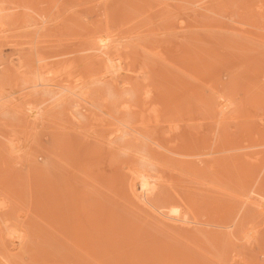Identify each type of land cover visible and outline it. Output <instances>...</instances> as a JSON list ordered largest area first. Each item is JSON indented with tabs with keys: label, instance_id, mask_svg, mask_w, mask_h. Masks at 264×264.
<instances>
[{
	"label": "rangeland",
	"instance_id": "374dc122",
	"mask_svg": "<svg viewBox=\"0 0 264 264\" xmlns=\"http://www.w3.org/2000/svg\"><path fill=\"white\" fill-rule=\"evenodd\" d=\"M96 30L120 45L111 61L92 54ZM133 170L193 223L150 217ZM258 183L264 0H0V264H264Z\"/></svg>",
	"mask_w": 264,
	"mask_h": 264
},
{
	"label": "bare ground",
	"instance_id": "6f19581e",
	"mask_svg": "<svg viewBox=\"0 0 264 264\" xmlns=\"http://www.w3.org/2000/svg\"><path fill=\"white\" fill-rule=\"evenodd\" d=\"M107 25H108V24H107ZM107 25H106V26H105V25L103 26V27H105L104 31H105L106 29L109 30V27H108ZM109 26H110V25H109ZM112 28H113V27H112ZM110 30H112V29H110ZM115 31H116V30H115ZM115 31H114V33H115ZM94 32H95V31H94ZM94 32H91V33H93V34H92V35L90 34L91 36H90V35H88V36H90V39L93 40L94 42H97V41L95 40L96 37H97L98 40H99L101 43H98V42H97V45H96V43H95V45H92V46L88 45V46L91 47V51H92V50L94 51V52L92 51L93 53H92L91 51H90V52L96 56V58H95V56H94V57L92 56V57L95 58V59H97V57H98L99 59H102L103 62H104L105 60H106V62H108L107 60L111 61V60H112L111 58H113V57H111V54H113V53H111V49L115 46V43H117V42H115V43L111 42V40H112L111 37L108 38L107 35H105V34H104V35H105L106 37L102 36L103 34H102V32L99 31V30H96L95 33H94ZM105 32H106V31H105ZM106 33H107V32H106ZM101 34H102V35H101ZM112 34H113V33H112ZM118 34H119V33H118ZM187 35H190V34L188 33ZM108 36H110V35H108ZM115 36H116V34H115ZM90 39H89V37H88V39H86V40H90ZM110 39H111V40H110ZM86 40H85V41H86ZM91 40H90V41H91ZM90 41H88V42H90ZM113 41H114V39H113ZM86 42H87V41H86ZM90 43H91V42H90ZM111 43H112V44H111ZM86 44H88V43H86ZM92 44H93V43H92ZM113 45H114V46H113ZM117 45H118V44H116V46H117ZM116 46L112 49V50H115V52H116V50H117V49H115ZM118 46H120V45H118ZM118 46H117V48H118ZM90 47H89V49H90ZM86 48H87V47H86ZM87 49H88V48H87ZM89 49H88V51H89ZM118 50H119V48H118ZM118 50H117V51H118ZM90 52H89V53H90ZM112 52H113V51H112ZM90 56H91V55H90ZM113 56H114V54H113ZM92 57H91V58H92ZM95 59H94V60H95ZM97 60H98V59H97ZM103 62H102V63H103ZM104 63H105V62H104ZM116 69H117V68H116ZM116 69H114V71H115ZM117 70H118V69H117ZM117 70L115 71L116 73H114L113 76H112L113 79H112V80L110 79L113 83H114L115 81H116L115 83H118V82H117V81H118V78L121 79V78H120V75H119V72H117ZM122 70H123V69H122ZM114 71H113V72H114ZM112 77H110V78H112ZM134 79H135V78H134ZM120 81H123V79H122V80H119V82H120ZM164 90H165V89H164ZM71 91H73V90H71ZM71 91H70V92H71ZM167 91H168V90H167ZM77 92H78V91H77ZM75 93H76V92H75ZM162 94H165V93L162 91ZM170 94H171V96H172V93H170ZM61 96H62V95H61ZM61 96H60V97H61ZM78 96H79V94H78ZM167 96H168V94H167ZM87 98H88V97H87ZM167 98H168V97H167ZM169 98H170V97H169ZM169 98H168V99H169ZM60 99H61V98H60ZM60 99H59V100H60ZM83 99H84V98H83ZM164 99H166V98H164ZM170 100H171V99H170ZM164 101H165V100H164ZM166 101H167V100H166ZM172 101H174V100H172ZM56 102H57V101H56ZM167 102H168V101H167ZM209 103H210V102H209ZM207 106H208V105H207ZM19 107H20V106H19ZM35 107H36V106H35ZM22 108H24V107H22ZM31 108H32V107H31ZM213 108H214V107H213ZM20 109H21V108H20ZM27 109L29 110L30 107L27 108ZM40 109H41V108H40ZM40 109H39V110H40ZM39 110H38V111H39ZM21 111H22V112H25L28 121H29L28 118H32V119H34V122H35V119H36V121H37V119H39V117H37V114H39V113L37 112V109H36V110H33V108H32V109H30V111H24V110H21ZM40 111L42 112V110H40ZM40 111H39V112H40ZM41 112H40V113H41ZM43 113H44V112H43ZM43 113H42V114H43ZM42 114H40V115H42ZM40 115H39V116H40ZM26 117H25V118H26ZM40 117H41V116H40ZM30 121H31V119H30ZM30 121H29V122H30ZM32 121H33V120H32ZM221 121H223V120H221ZM33 124H34V123H33ZM136 131H137V130H136ZM151 131H152V130H151ZM183 133H184V132H183ZM143 136H145V135H143ZM145 137H146V136H145ZM147 137H148V136H147ZM147 137H146V138H147ZM188 138H189V137H188ZM200 138H202V137H200ZM200 138H198V139L200 140ZM153 139H154V138H153ZM156 139H157V138H156ZM185 139H186V138H185ZM193 139H194V141H195L196 138H193ZM198 139H197V140H198ZM194 141H193V142H194ZM200 141H201V140H200ZM200 141H199V143H200ZM202 142H203V141H202ZM185 143H186V142H185ZM161 144H162V143H161ZM161 144H160V145H161ZM166 144H167V143H166ZM172 144H173V143H172ZM186 144H187V143H186ZM186 144H184V145H186ZM190 144H191V143H190ZM167 145H168V144H167ZM175 145H176V144H175ZM178 145H179V144H178ZM182 145H183V142H182ZM182 145H181V146H182ZM184 145H183V146H184ZM194 145H195V144H194ZM196 145L198 146V144H196ZM199 145H200V144H199ZM202 145H203V144H202ZM157 146H158V145H157ZM189 146H190V145H189ZM149 147H150V146H149ZM149 147H148V148H149ZM163 147H166V146L163 145ZM169 147H170V146H169ZM173 147H174V146H173ZM173 147L170 148V149H173ZM195 147H196V146H195ZM167 149H168V148H167ZM170 149H169V150H170ZM184 149H185V148H183V150H184ZM192 149H193V148H192ZM194 149H195V148H194ZM147 150H148V149H147ZM169 150H168V151H169ZM189 150H190V149H189ZM153 151H154V150H153ZM174 151H175V149H174ZM219 151H220V150H219ZM219 151H218V152H219ZM147 152H148V151H147ZM245 152H246V151H245ZM174 153H175V152H174ZM179 153H180V152H179ZM183 153H184V152H183ZM186 153H188V152H185L184 154H186ZM225 153H226V152H225ZM239 153H240V152H239ZM239 153L237 152V155H238ZM246 153H247V152H246ZM158 154H159V153H158ZM233 154H235V153H232V155H233ZM146 155H147V154H146ZM187 155H189V154H187ZM190 155H191V154H190ZM190 155H189V156H190ZM221 155H222V154H221ZM221 155H220V156H221ZM227 155H228V154H227ZM232 155H230V156H232ZM237 155H235V156L233 155V156H232V157H233L232 159H231L230 156L228 155V156H229V161H230V159L233 160ZM241 155H243V154L241 153ZM247 155H248V154H247ZM249 155H250V154H249ZM249 155H248V156H249ZM251 155H252V154H251ZM150 156H151V155H150ZM150 156H149V157H150ZM184 156H185V155H184ZM205 156H208V155H205ZM218 156H219V155H218ZM218 156H216V157H218ZM225 156H226V155H225ZM225 156H224V158H225ZM154 157H155V156H154ZM173 157H174V156H173ZM186 157H187V156H186ZM190 157H191V156H190ZM200 157H201V156H200ZM212 157H213V156H212ZM221 157L223 158V155H222ZM237 157H238L239 160H240V157H241V156H237ZM237 157H236V158H237ZM198 158H199V157H198ZM209 158H210V157H207V159H209ZM227 158H228V157H227ZM236 158H235V159H236ZM246 158H247V157H246ZM173 159H174V158H173ZM173 159H172V160H173ZM196 159H197V156H196ZM205 159H206V158H205ZM205 159L202 160L204 165H205L204 162H206V160H207V159H206V160H205ZM217 159H218V158H217ZM219 159L221 160V158H219ZM219 159H218V160H219ZM242 159H243V157H242ZM136 160H137V159H136ZM174 160H175V159H174ZM174 160H173V161H174ZM177 160H178V159H177ZM177 160H176V161H177ZM179 160H180V159H179ZM198 160H199V159H198ZM204 160H205V161H204ZM209 160H210V159H209ZM224 160H226V159H224ZM239 160H238L237 163L241 162V160H240V161H239ZM244 160H246V159H244ZM164 161H165V160H164ZM169 161H170V160H169ZM187 161H190V160H187ZM200 161H201V160H200ZM202 161H201V164H202ZM212 161H213V162H210V161H209V163H208V161H207L206 164H210V163H211V165H210V167H211L212 164L214 163V160H212ZM242 161H243V160H242ZM185 162H186V161H185ZM195 162H196V161H195ZM195 162H194V163H195ZM225 162L227 163V161H225ZM246 162H247V161H246ZM248 162H249V161H248ZM248 162H247V164H248ZM176 163H177V162H176ZM215 163H216V164H214V165H216V166H217V165L220 166L221 164H223L222 162H220V164H218L219 162H218V163L215 162ZM231 163H232V164L234 163L235 166H238V164L236 165L235 161H234V162H231ZM231 163L229 162V164H231ZM242 163H243V162H242ZM244 163H245V161H244ZM179 164H180V163H179ZM249 164H250V163H249ZM150 165H151V164H150ZM214 165H213V166H214ZM226 165H227V164H226ZM244 165H245V164H243V165L241 164V165H239V166L243 167ZM178 166H181V165H178ZM178 166H177V167H178ZM187 166H188V165H187ZM199 166H202V165H199ZM205 166H206L207 168H210V167H208V165H205ZM219 166H218V167H219ZM230 166H231V165H230ZM239 166H238V168H240ZM247 166H248V165H247ZM203 167H204V166H203ZM214 167H215V166H214ZM214 167H213V168H214ZM221 167H224V165L221 166ZM245 167H246V165H245ZM190 168H191V167H190ZM215 168H216V167H215ZM233 168H234V166H233ZM236 168H237V167H236ZM187 169H189V168H187ZM222 169H223V168H222ZM222 169H220V170L222 171ZM245 169H247V168H245ZM215 170H216V169H215ZM227 170H228V169H227ZM233 170H234V169H233ZM212 171H214V170H212ZM234 171H235V170H234ZM238 171L241 172V171H243V169H241V168H240V169H237L236 172H238ZM61 172H62V171H61ZM134 172H135L134 170L131 171V175H132V177H130L131 180H130L129 184L127 185V187L129 186L128 191L130 190V193H131L132 197H133L135 200H137L138 202L142 203V205H144L143 208L146 207V208L150 209V212H151V210H153V209L155 210V209H156L155 211H156L157 214H156L154 211H152V212H154L155 215H154V217H153V215H151V213H150V215H151V216L149 215L150 217L155 218V221L158 220V223H159V218H160V221L163 220V221H162L163 223H164V221L167 222V223L169 224V226L172 224V225H173V228H175V229H176V228H179V227H174V225H178V226H179L180 224H182V225H183V224H186V223H181V222H183V220H184V222H185V220H187L188 222H190V221L187 219V218H190V217H191V216H189L190 209H189V212H186V216L188 215V217L185 219V217H186V216H185V212H184V214H183V213H182V214H178V213H177V215H174V216L171 215V216H170L168 213H164V211H163L162 209H159L160 206H159V207H158V206L156 207L152 200L156 197V194H158L157 191H158L159 189H161V188H159V183H160V182H159L158 184H157L156 182H155V183H154V182H152V183L149 182L147 179L144 178L145 176H147V175H145V174H144V177L141 176V175H143V174H141L140 176L138 175V176L140 177V179H141V177L143 178V179H141L140 181H138V180H137V177H136L137 174H135ZM228 172H230V171H228ZM236 172H233V171H232V172H230V173H232V174H236ZM245 172H246V171H245ZM62 173H63V172H62ZM223 173H224V172H223ZM238 173H239V172H238ZM241 173L244 174V172H241ZM241 173H240L239 175H241ZM59 174H60V173H59ZM133 174H135L136 176L133 175ZM149 174H150V173H149ZM218 174H219V172H218ZM62 175H63V174H62ZM131 175H130V176H131ZM220 175H221V174H220ZM64 176H65V175H64ZM159 176H160V175H159ZM241 176H242V175H241ZM66 177H68V176H66ZM127 177H128V176H127ZM148 177H149V176H148ZM152 177H153V176H152ZM130 178H129V179H130ZM146 178H147V177H146ZM144 179H145V180H144ZM155 180H157V179H155ZM60 181H62V180H60ZM56 182H57V181H56ZM62 183H63V182H62ZM127 183H128V181H127ZM57 184H58V183H57ZM258 184L260 185L261 183H258ZM54 185H55V184H54ZM54 185L52 184V186H54ZM58 186H59V185H58ZM255 186H256V185H255ZM259 187L263 188L264 186H262V184H261V186H258L257 190L253 187V188L255 189L254 191H257V192H258V189L261 191L260 194H258L259 192H258V193H257V192H256V193L254 192V193L256 194V196H262V195H264V194H262V193L264 192V191H262L263 189L261 190V188H259ZM247 188H248V187H247ZM52 189H53V187H52ZM61 189H62V188H61ZM69 189H70V188H68L67 190H69ZM58 190H59V189H58ZM58 190H57V191H58ZM163 190H164V189H163ZM53 191H54V190H53ZM55 193H57V192H55ZM65 193H66V192H65ZM79 193H81V192H79ZM79 193H78V194H79ZM160 193H161V192H160ZM165 193H167V192H165ZM165 193H163V194L165 195ZM175 193H176V192H175ZM51 194H52V193H51ZM69 194H70V192H69ZM168 194H169V193H168ZM219 194H220V193H219ZM219 194H218V195H219ZM221 194H222V193H221ZM223 194H224V193H223ZM247 194H248V193H247ZM57 195H58V194H57ZM74 195H75V194H74ZM160 195H161V194H160ZM175 195L177 196V194H175ZM60 196H61V195H60ZM60 196H59V197H60ZM66 196H67V195H66ZM166 196H167V195H166ZM168 196H169V195H168ZM171 196H172V194H171ZM173 196H174V195H173ZM173 196H172V197H173ZM249 196H250V195H249ZM53 197H56V196H53ZM59 197H58V198H59ZM67 197H68V196H67ZM71 197H72V196H71ZM71 197H70V198H71ZM161 197H162V195H161ZM253 197H255V196H253ZM253 197L251 196V197L248 198V196H247L248 199H250V198L252 199ZM262 197H263V196H262ZM58 198H57L56 200H58ZM70 198H69V199H70ZM162 198H163V197H162ZM165 198H166V197H165ZM169 198H170V196H169ZM177 198H178V197H177ZM183 198H184V197H183ZM218 198H219V197H218ZM227 198H228V197H227ZM247 198H246V199H247ZM257 198H258V197H257ZM263 198H264V197H263ZM263 198H262V200H263L262 203H261V200H260V203H261V204H263V202H264V199H263ZM59 199H60V198H59ZM61 199H62V198H61ZM159 199H160V198H159ZM167 199H168V197H167ZM170 199H171V198H170ZM173 199H174V200H177L175 197H173ZM179 199H180V198H179ZM215 199H216V197H215ZM222 199H223V198H222ZM246 199H245V200H246ZM248 199H247V200H248ZM253 199H254V198H253ZM253 199H252V200H253ZM259 199H260V198H258V202H259ZM54 200H55V199H53V202H54ZM135 200H133V201L135 202ZM155 200H156V199H155ZM168 200H169V199H168ZM216 200H217V199H216ZM216 200H215V201H216ZM227 200H229V199H227ZM61 201H62V200H60L59 202H61ZM137 201H136V202H137ZM185 201H186V200H185ZM231 201H233V200H231ZM55 202H56V201H55ZM59 202H56V203H59ZM221 202H222V201H221ZM221 202H220V199H219V203H221ZM235 202H236V201H235ZM245 202H246V201H245ZM245 202H243V203H245ZM251 202H252V201H250V203H251ZM253 202H254V203H253ZM253 202H252V203L255 205V207H254V205H253V208H255V209L257 208L255 211H257V212L259 211V212H260V211L262 210V209L260 210L261 207H260V208H259L258 206L256 207V205H258V204H255L256 201H254V200H253ZM61 203H62V202H61ZM66 203H67V202H66ZM74 203H75V202H74ZM183 203H184V202H183ZM223 203H224V202H223ZM250 203H249V205H250V209H251V206H252V205H251ZM62 204H63V203H62ZM75 204H76V203H75ZM228 204H229V203H228ZM246 204H247V205H246ZM246 204H245V205H246L247 207H249V206H248V203H246ZM4 205H5V204H4ZM56 205H57V204H56ZM60 205H61V204H60ZM137 205H138V204H137ZM219 205H220V204H219ZM263 205H264V204H263ZM6 206H7V205H5V209H6ZM69 206H70V205H69ZM69 206H66V207H69ZM78 206H79V205H78ZM139 206H141V205H139ZM222 206H224V205H222ZM225 206H226V205H225ZM246 206H244V207H242V208L244 209V208H246ZM260 206H261V205H260ZM1 207H2V206H1ZM57 207H58V206H57ZM57 207H56V208H57ZM186 207H187V206H186ZM193 207H194V206H193ZM193 207H192V208H193ZM2 208H3V207H2ZM9 208H10V207H8V209H9ZM13 208H14V207H13ZM13 208H12V209H13ZM54 208H55V207H54ZM59 208H61V207L59 206ZM62 208H63V207H62ZM76 208H77V207H76ZM76 208H75V209H76ZM146 208H144L145 211H146ZM152 208H153V209H152ZM184 208H185V207H184ZM258 208H259V210H258ZM262 208H263V206H262ZM141 209H142V208H141ZM171 209H172V208H171ZM181 209H182V208H181ZM196 209H197V208H196ZM227 209L229 210V208H227ZM73 210H74V209H73ZM184 210H185V209H184ZM187 210H188V209H186V211H187ZM253 210H254V209H253ZM1 211H2V210H1ZM13 211H14V209H13ZM57 211H59V210L57 209ZM57 211H56V212H57ZM69 211H70V210H69ZM147 211H149V210H147ZM179 211H180V210H179ZM194 211H195V210L193 209V212H194ZM197 211H198V210H197ZM246 211H248V212H252V210H246ZM56 212H55V213H56ZM70 212H71V211H70ZM75 212H76V211H75ZM91 212H92V211H91ZM182 212H183V210H182ZM229 212H230V215H231V209H230ZM229 212H228V214H229ZM248 212H246L247 215H249ZM59 213H60V212H59ZM65 213H66V212H65ZM73 213H74V212H73ZM92 213H93V212H92ZM109 213H110V211H109ZM148 213H149V212H148ZM187 213H188V214H187ZM246 213H244L245 215L243 214L244 217L246 216ZM252 213H254V211H253ZM255 213H256V212H255ZM2 214H3V212H2ZM6 214H7V213H6ZM6 214H5V215H6ZM61 214H62V213H60V215H61ZM71 214H72V213H71ZM152 214H153V213H152ZM190 214H191V213H190ZM194 214H195V213H194ZM226 214H227V213H226ZM261 214H262V217H263V215H264V211H263ZM5 215H4V216H5ZM53 215H54V214H53ZM53 215H52V216H53ZM63 215H64V214H63ZM198 215H199V214H198ZM198 215H196V217H197ZM1 216H3V215H1ZM7 216H8V215H7ZM56 216H57V214H56ZM61 216H62V215H61ZM70 216H71V215H70ZM72 216H73V215H72ZM87 216H88V215H87ZM157 216H158V219L156 218ZM192 216H193V214H192ZM194 216H195V215H194ZM194 216H193V217H194ZM227 216H228V215H227ZM74 217H75V216H73V218H74ZM193 217H192V219H193V221L195 222V225H197L198 223L196 224V221H197L199 218L197 219V218H195V217L193 218ZM225 217H226V216H225ZM240 217H241V216H240ZM262 217H261V218H262ZM4 218H5V217H4ZM54 218H57V217H54ZM54 218H53V219H54ZM62 218H64V216H63ZM77 218H78V217H77ZM108 218H109V217H108ZM2 219H3V218H2ZM74 219H75V218H74ZM74 219H73V221H74ZM78 219H79V218H78ZM89 219H91V218H89ZM196 219H197V220H196ZM238 219H240V218H238ZM263 219H264V218H263ZM50 220H51V219H50ZM58 220H59V219H58ZM153 220H154V219H153ZM62 221H63V220H61V223H62ZM70 221H71V223H69V224H71V225L73 226V225H74V222H73L72 220H70ZM72 222H73V224H72ZM80 222H81V220H80ZM88 222H89V221H88ZM91 222H92V221H91ZM162 222H160V224H162V225L165 224L166 226L168 225L167 223H164V224H163ZM227 222H228V221H227ZM75 223H76V220H75ZM92 223H95V222H92ZM190 223H193V222H190ZM190 223H187V224L190 225ZM57 224H58V223H57ZM64 224H65V223H64ZM77 224H78V223H77ZM227 224H228V223H227ZM237 224H239V223L237 222ZM62 225H63V224H62ZM78 225H79V224H78ZM113 225H114V224H113ZM195 225H194V226H195ZM225 225H226V224H225ZM76 226H77V225H76ZM81 226H82V224H81ZM99 226H100V225H99ZM166 226H165V227H166ZM185 226H186V225H185ZM49 227H50V226H49ZM97 227H98V225H97ZM170 227H171V226H170ZM181 227H183V226H181ZM187 227H188V226H187ZM196 227H197V226H196ZM50 228H51V227H50ZM60 228H61V226H60ZM60 228H59V229H60ZM70 228H71V227H70ZM72 228H73V227H72ZM72 228H71V229H72ZM92 228H94V227H92ZM173 228H170V229H173ZM198 228H199V227H198ZM76 229H77V228H76ZM79 229H81V228L79 227ZM79 229H78V230H79ZM82 229H83V228H82ZM82 229H81V230H82ZM107 229H108V228H107ZM181 229H182V228H181ZM186 229H187V228H186ZM196 229H197V228H196ZM202 229L204 230V228H202V227H201V229L199 228V230H202ZM229 229H230V228H228V230H229ZM78 230H77V231H78ZM81 230H80V231H81ZM104 230H105V228H104ZM228 230H227V231H228ZM60 231H61V230H60ZM63 231H65V230H63ZM73 231H74V229H73ZM107 231H108V230H107ZM186 231H187V230H186ZM51 232H52V230H51ZM85 232H87V231H85ZM92 232H93V231H92ZM94 232H95V230H94ZM235 232H236V231H235ZM63 233H64V232H63ZM63 233H61V234H63ZM75 233H76V230H75ZM75 233L73 232L71 235H73V234L75 235ZM78 233H79V231H78ZM83 233H84V232H83ZM227 233H228V232H227ZM58 234H59V233H58ZM100 234H101V233H100ZM228 234H231V233H228ZM52 235H53V234H52ZM64 235H65V234H64ZM71 235H69V236H71ZM74 235H73V237H74ZM101 235H102V234H101ZM231 235H232V234H231ZM54 236H55V235H54ZM54 236H53V237H54ZM61 236H62V235H61ZM67 236H68V233H67ZM99 236H100V235H99ZM112 236H113V235H112ZM55 237H56V236H55ZM59 237H60V236H59ZM65 237H66V236H65ZM95 237H96V236H95ZM74 238H75V237H74ZM74 238H73V239H74ZM76 238H78V237H76ZM82 238H83V237H82ZM86 238H88V237H86ZM71 239H72V237H71ZM71 239H70V240H71ZM96 239H97V238H96ZM104 239H105V238H104ZM104 239H103V240H104ZM10 240H12V239H10ZM10 240H9V241H10ZM29 240H30V239H29ZM62 240H63V239H62ZM68 240H69V239H68ZM105 240H106V239H105ZM1 241H3V240H1ZM4 241H5V240H4ZM7 241H8V240H6V243H7ZM65 241H66V240H65ZM72 241H73V240H72ZM110 241H111V240H110ZM66 242H67V241H66ZM70 242H71V241H70ZM78 242H79V241H78ZM99 242H100V240H99ZM105 242H106V241H105ZM13 243H14V242H13ZM73 243L75 244V242H73ZM73 243H72V244H73ZM93 243H94V242H93ZM65 244H66V243H65ZM81 244H82V243H81ZM6 245H8V244H6ZM6 245L4 244L3 246H6ZM11 245H12V244H11ZM15 245H16V244H15ZM22 245H23V244H22ZM60 245H61V244H60ZM67 245H68V244H67ZM70 245H71V244H70ZM75 245H76V244H75ZM75 245H73V246H75ZM79 245H80V243H79ZM79 245H78V246H79ZM82 245H84V244H82ZM87 245H88V244H87ZM102 245H103V244H102ZM65 246H66V245H65ZM68 246H69V245H68ZM71 246H72V245H71ZM71 246H70V247H71ZM85 246H86V245H85ZM22 247H23V246H22ZM26 247L28 248L29 245H27ZM63 247H64V246H63ZM79 247H80V246H79ZM87 247H88V246H87ZM87 247H86V248H87ZM102 247H103V246H102ZM105 247H106V246H105ZM105 247H104V248H105ZM10 248H12V247H10ZM76 248H77V247H76ZM88 248H89V247H88ZM106 248H107V247H106ZM12 249H13V248H12ZM14 249H17V248H14ZM72 249H74V248H72ZM81 249H84V247H82ZM92 249H93V248H92ZM120 249H121V248H120ZM10 250H11V249L6 248V253H2V254L9 255ZM22 250H23V249H22ZM85 250H86V249H85ZM94 250H95V249H94ZM17 251H18V250H17ZM77 251H78V250H76V252H77ZM95 251H96V250H95ZM105 251H106V249H105ZM15 252H16V251H14V253H15ZM101 252H102V251H101ZM94 253H95V252H94ZM94 253H93V254H94ZM88 254H90V253H88ZM101 254H102V253H101ZM103 254H104V253H103ZM75 255H76V254H75ZM79 255H80V254H79ZM79 255H78V256H79ZM82 255H83V254H82ZM97 256H98V255H97ZM109 256H110V255H109ZM109 256H108V257H109ZM112 256H114V255H112ZM115 256H116V255H115ZM91 257H92V256H91ZM95 257H96V256H95ZM101 258H103V257H101ZM101 258H100V259H101ZM104 258H105V256H104ZM106 258H107V257H106ZM110 258H111V257H110ZM65 259H66V258H65ZM87 259H88V258H87ZM57 260H58V259H57ZM57 260H56V261H57ZM54 261H55V260H54ZM54 261H52V264H53ZM56 261H55V262H56ZM66 261H67V260H66ZM91 261H92V260H91ZM60 262H61V261H60ZM68 262H69V261H68ZM73 262H74V261H73ZM95 262H96V261H95ZM61 263H62V262H61ZM74 264H75V263H74Z\"/></svg>",
	"mask_w": 264,
	"mask_h": 264
}]
</instances>
